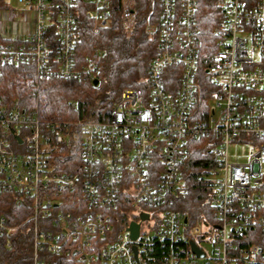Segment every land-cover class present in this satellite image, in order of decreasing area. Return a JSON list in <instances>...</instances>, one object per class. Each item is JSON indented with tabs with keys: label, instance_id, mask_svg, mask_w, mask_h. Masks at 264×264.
<instances>
[{
	"label": "built area",
	"instance_id": "2783aa9c",
	"mask_svg": "<svg viewBox=\"0 0 264 264\" xmlns=\"http://www.w3.org/2000/svg\"><path fill=\"white\" fill-rule=\"evenodd\" d=\"M11 1L0 0V33L13 39L0 42V76L3 64L20 62L39 78L97 74V54L82 63L75 57L77 0H16L24 6L20 20ZM84 1L94 33L112 26L111 0ZM159 1L156 21L146 22L160 39L148 93L125 89L106 119L45 118L37 106L12 108L0 99V194L30 210L20 224L0 213V238L11 247L29 223L32 264H52L60 254L75 264H264L258 244L236 242L252 224L264 228V214L236 213L264 212V0H218L222 19L207 46L203 0ZM120 12L132 27L136 0H120ZM69 104L79 111L76 100ZM202 137L215 155L194 174L211 182L206 201L214 218L207 223L176 206L189 189L183 168L190 142ZM232 142L253 144L246 163L230 162ZM61 148L75 152L74 169L56 159Z\"/></svg>",
	"mask_w": 264,
	"mask_h": 264
},
{
	"label": "trees",
	"instance_id": "16d2710c",
	"mask_svg": "<svg viewBox=\"0 0 264 264\" xmlns=\"http://www.w3.org/2000/svg\"><path fill=\"white\" fill-rule=\"evenodd\" d=\"M200 7V37L204 40V46H207L206 42L213 43L215 40V21L217 18L222 19V10L218 0H203ZM136 8L134 25L125 28L121 19L120 0H111L112 26L94 33L93 22L86 15L88 4L84 0H77L74 9L75 57L82 63L86 56L97 54V74L83 79L64 78L59 75L39 78L29 63H5L0 76V99L12 108L16 105L37 106L45 118L102 120L108 117L113 103L120 99L125 89L148 93V71L151 61L160 52V39L158 34L151 35L146 31V22L149 18L156 21L160 1L136 0ZM51 29L49 27V39L54 37ZM7 41L13 39L0 33V42ZM50 41L56 44L51 55L57 57L56 38ZM200 70L201 75H204V68L201 67ZM95 80H98L97 84ZM72 100L79 103V111L71 108L69 102ZM208 140V137H202L190 142L189 155L183 168L189 189L176 206L192 222L198 220L207 223L214 218L206 201V191H209L211 182L194 177L202 168L214 164L215 155L209 148ZM74 153L72 148H61L56 159L65 168L74 169L78 165L71 160L75 157ZM260 188L264 191V180ZM239 212L250 216L253 213L264 214L237 207L236 213ZM0 213L5 214L10 223L20 224L30 215V210L23 205H17L14 196L7 193L0 194ZM120 217L122 222L127 221V213H121ZM236 242L240 246L258 244L264 250V228L258 223L252 224ZM33 252V234L29 223L15 232L11 247L5 246L4 238H0V264H32ZM51 257L54 259L52 264H75L74 261L67 262L62 254Z\"/></svg>",
	"mask_w": 264,
	"mask_h": 264
},
{
	"label": "rangeland",
	"instance_id": "374dc122",
	"mask_svg": "<svg viewBox=\"0 0 264 264\" xmlns=\"http://www.w3.org/2000/svg\"><path fill=\"white\" fill-rule=\"evenodd\" d=\"M11 6L15 9V15L14 17L16 18L15 20H20V16H18V13L20 10L24 9V6L20 3H18L16 0L11 1ZM30 18H32L30 16ZM14 27V24H13ZM26 29L25 24H23L20 27L21 31H24ZM4 37H9L10 34L5 32L3 34ZM253 149V144L252 143H231L228 152H229V160L230 162H240V163H246L249 159L250 152ZM206 246L208 249H211V246L209 243H206Z\"/></svg>",
	"mask_w": 264,
	"mask_h": 264
},
{
	"label": "water",
	"instance_id": "95a60500",
	"mask_svg": "<svg viewBox=\"0 0 264 264\" xmlns=\"http://www.w3.org/2000/svg\"><path fill=\"white\" fill-rule=\"evenodd\" d=\"M97 83H98V80H95V84H97ZM143 217L146 218L147 215H143ZM130 231L132 232V235H133V237L135 238V237L138 235V233H139V224L133 222V223L131 224ZM194 249H195V250H198L196 246H194Z\"/></svg>",
	"mask_w": 264,
	"mask_h": 264
}]
</instances>
